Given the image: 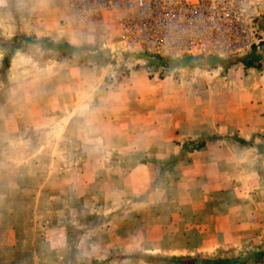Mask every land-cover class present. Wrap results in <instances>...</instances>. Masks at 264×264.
Returning a JSON list of instances; mask_svg holds the SVG:
<instances>
[{
    "label": "rangeland",
    "instance_id": "rangeland-1",
    "mask_svg": "<svg viewBox=\"0 0 264 264\" xmlns=\"http://www.w3.org/2000/svg\"><path fill=\"white\" fill-rule=\"evenodd\" d=\"M246 54L151 74L68 0H0V264H264Z\"/></svg>",
    "mask_w": 264,
    "mask_h": 264
},
{
    "label": "built area",
    "instance_id": "built-area-1",
    "mask_svg": "<svg viewBox=\"0 0 264 264\" xmlns=\"http://www.w3.org/2000/svg\"><path fill=\"white\" fill-rule=\"evenodd\" d=\"M68 2L78 20L99 19L123 50L145 58L151 74L168 73L180 59L244 55L262 21L257 0Z\"/></svg>",
    "mask_w": 264,
    "mask_h": 264
},
{
    "label": "crops",
    "instance_id": "crops-1",
    "mask_svg": "<svg viewBox=\"0 0 264 264\" xmlns=\"http://www.w3.org/2000/svg\"><path fill=\"white\" fill-rule=\"evenodd\" d=\"M258 4H259L258 7L260 8L262 14L264 15V2H258ZM261 48L264 49V22H262L261 28L258 30L256 44H253L252 48L246 54L247 57L244 58V59L251 58L253 62H255V64L257 65H251L246 67L245 63L243 62L244 59L239 62L244 70L246 71L248 70L249 75L251 76L250 78L258 75L259 72H262L261 68H259V62H258L259 60H261V58L262 60L264 59V54H262V52L264 53V51H261L262 50Z\"/></svg>",
    "mask_w": 264,
    "mask_h": 264
},
{
    "label": "trees",
    "instance_id": "trees-1",
    "mask_svg": "<svg viewBox=\"0 0 264 264\" xmlns=\"http://www.w3.org/2000/svg\"><path fill=\"white\" fill-rule=\"evenodd\" d=\"M244 63H245V66L247 67V66H251V65H257V64H255V62H253V60L251 59V58H247V59H244V61H243ZM190 143H184V147L186 146H188ZM199 146H201V145H199ZM198 146V147H199ZM257 253V255H262L263 253L262 252H256Z\"/></svg>",
    "mask_w": 264,
    "mask_h": 264
}]
</instances>
